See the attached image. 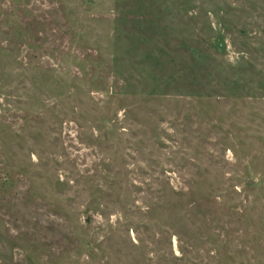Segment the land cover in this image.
<instances>
[{"label":"rangeland","instance_id":"rangeland-1","mask_svg":"<svg viewBox=\"0 0 264 264\" xmlns=\"http://www.w3.org/2000/svg\"><path fill=\"white\" fill-rule=\"evenodd\" d=\"M0 264H264V0H0Z\"/></svg>","mask_w":264,"mask_h":264}]
</instances>
